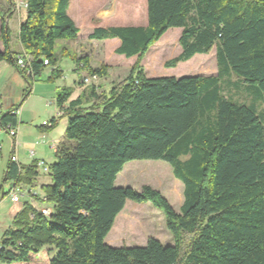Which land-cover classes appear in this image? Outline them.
Segmentation results:
<instances>
[{"label":"trees","instance_id":"16d2710c","mask_svg":"<svg viewBox=\"0 0 264 264\" xmlns=\"http://www.w3.org/2000/svg\"><path fill=\"white\" fill-rule=\"evenodd\" d=\"M145 3V25L97 26L88 35L119 40L114 53L136 58L127 76L106 93L91 86L67 106L72 89L56 93L66 127L48 166L50 182L41 186L50 208L45 213L23 203L0 240L1 264H32L42 257L46 264H264V115L255 105L264 102V0ZM67 7L68 0H25L18 40L27 87L17 106L0 114L2 129L17 126L16 111L36 77L56 65V42L77 37ZM8 13L0 15V59L18 67L19 56L9 47ZM169 28H180V52L168 65L214 47L216 74L146 76L139 62ZM81 59L91 75H105V65L92 68L87 57ZM59 75L53 69L47 80ZM232 76L252 96L250 104L224 94ZM131 160L171 166L183 184L178 211L147 185L115 186ZM37 169V162L11 161L3 181L31 185ZM127 199L160 209L173 243L149 237L143 246L106 244Z\"/></svg>","mask_w":264,"mask_h":264},{"label":"rangeland","instance_id":"374dc122","mask_svg":"<svg viewBox=\"0 0 264 264\" xmlns=\"http://www.w3.org/2000/svg\"><path fill=\"white\" fill-rule=\"evenodd\" d=\"M2 1L4 0H0V15H3V11H6L4 5L1 3ZM11 1L17 4L18 0ZM20 1L22 3V0ZM133 1L87 0L83 15L80 16L79 24L77 25L79 29L78 37L73 40L62 39L56 42L55 53L58 57V64L62 69L60 70V75L52 82L48 81L46 77L49 70L46 67L36 77L35 80L38 81L35 82L40 81L43 83L41 85H47L55 81L56 85L66 87L73 86V84L78 82L77 85L84 86L80 93L82 91H88L91 86L98 93H106L112 84L124 79L136 58L125 59L124 56L114 53V49L117 46V40L115 38L104 40L92 39V41L88 38V33L91 27L96 25L98 21L105 25L107 20L111 25H145L147 21L145 0H136L138 4L136 11L131 5ZM6 2L10 3V0H6ZM71 2L75 4V0H71ZM19 7L24 12L25 7L22 5ZM100 11H104L105 15L98 18ZM4 19L7 25L8 21L5 17ZM7 26H10L11 31L9 30V33L11 35L9 34V37L13 41V33L18 28L16 17ZM179 34L180 28H169L158 41L149 47L139 62L144 74L148 77H180L197 74L207 76L216 74L214 47L206 54H195L189 60L178 62L175 66L168 65L169 61L180 52V46L178 44ZM12 48H14L13 44ZM61 49L66 50V53L65 51L61 52ZM83 53L88 54L93 65L99 64L98 67L102 65L106 66L104 76H97L96 79H91V74L82 65L74 70L77 60L76 55H82ZM82 74H85L84 77H88L89 81L87 83H84L83 79L81 82ZM234 83H237L238 87H235ZM43 87L45 89V86ZM244 87L243 83L235 76H232L227 84L224 83L223 91L226 96L238 102L250 104L253 101L252 96ZM51 104L52 100L50 99L41 102L43 109L44 105L47 107ZM255 105L257 113L264 115V102L258 100L255 102ZM45 113L42 112L40 117L34 120V123L39 125L43 121H49ZM62 124L60 123L55 126L56 133L61 130ZM143 185L159 191L175 211L179 210L183 200V184L173 176L171 166L168 163L161 160H131L123 165L122 170L117 174L115 179V186H129L135 190H140ZM172 185L176 187L175 192L171 191ZM5 187L7 188V185L4 186V190ZM14 189L17 188L15 187ZM23 191L22 188L18 189L20 199L23 198V195H21ZM23 194H26V192L24 191ZM21 202L23 201L20 200ZM10 208V195H3L0 203V222L7 219ZM3 229V225L0 224V237ZM149 237L159 240L164 245L173 243L172 235L165 227L164 215L160 209L153 206L149 201L136 203L127 199L123 209L116 215L114 223L104 241L112 247L143 246ZM33 260L35 261H32L34 262L32 264H46L47 262V258L45 257Z\"/></svg>","mask_w":264,"mask_h":264},{"label":"crops","instance_id":"0c3cea01","mask_svg":"<svg viewBox=\"0 0 264 264\" xmlns=\"http://www.w3.org/2000/svg\"><path fill=\"white\" fill-rule=\"evenodd\" d=\"M86 1L87 0H75V4H73L71 0H68L67 15L73 20L76 26L79 24L80 16L83 15L84 7H86L87 4ZM24 2L25 0L24 1L22 0V3L20 0H18L17 4H14L13 1L11 0L10 3L9 2L7 3L6 0L1 2L4 5L5 10L7 9L9 10L8 15L5 17L6 20L8 21L7 25H9L11 20L14 17H16L17 25L19 28V24L22 22L25 15V10L24 12L21 11L19 6L20 5L23 6ZM131 5L134 7L136 11L138 8V4L136 0L131 2ZM104 15H105L104 11H100L98 18ZM0 26H1V18H0ZM97 26L107 27V26H111V24H109L108 20L106 21V25L101 24V22H99L98 25H93L91 27V30L88 33V35L93 31L94 27ZM8 27L9 30L11 31L10 26ZM18 28L13 33V41L11 40V37H9L10 50L13 53H16L17 57L22 56V47L18 40ZM9 34L11 35V33ZM115 39L117 40V46H118L119 40L117 38ZM12 44L14 45V48H12ZM2 50H3V44L0 38V53L2 52ZM64 51L66 53V50L61 49V52ZM82 57L88 58V64L90 67L95 68L99 66V64L93 65L90 57H88V54L83 53L82 55H76L77 60L76 62L74 61L75 62L74 70H76L77 67L83 65L82 64L83 59H81ZM124 58L130 59L132 57L130 58L124 57ZM21 68L22 67L19 66L17 67L15 66V64L9 63L4 59H0V114L11 110L13 107L17 106L21 101L22 95L27 87L25 80L23 79V77L19 72V69ZM47 68L49 72L46 79L50 76L51 71L53 69L62 70L58 64V60L56 62V65L47 66ZM86 70L88 71L87 68ZM84 75L85 74L81 75V82ZM35 81L33 82V85L31 87L30 94L25 98L21 106L16 111V117L18 122L16 128V135L14 137H11L6 132H4V130L0 127V203L2 201V196L6 194L10 195V200H11V193L19 188H22V190L26 192V194H23L24 191L21 193V195H23V198L21 199L19 198L18 201L13 202L11 200V208L9 214L7 215V219L4 220L5 222L4 221L0 222V224L3 225L4 227L0 240L3 236L4 231L11 225L14 216L21 209L25 201L30 202L35 208L45 213L47 212L48 208H50V206L43 201L44 194L41 190L42 185L48 184L50 182L48 171H43L41 168H38L37 176L35 177L33 184L31 185L18 184L19 186L18 187L15 186V184L12 181L6 183H4L3 181L5 171L7 169L8 164L11 162L12 156L16 157V161H12V162L16 163L19 166L29 165L32 162H37L42 160L48 167L51 163L55 161L58 148L63 142V134L66 127V117L56 106L55 97H56V93L66 86L56 85L55 81L52 84L46 83L47 85H41L43 84L42 82L40 81L35 82ZM77 83L73 84V86H69L72 89V93L70 94L68 100L64 102L63 106H67V102L69 100L75 99L79 95L82 88L84 87L83 85H77ZM43 86H45V89ZM47 99L52 100L53 105L51 104L47 107L46 105H44V109H43L42 107L43 105H41V102H43L44 100L47 101ZM42 112H46L45 114L49 118L48 120L51 123V125L43 126L42 123L39 125L34 123V120L40 117ZM60 123H63L62 124L63 126L61 130L56 133L55 126ZM5 185H7V188L5 187L4 190L3 188ZM15 187L17 189H14ZM34 198H36V200H34ZM20 200H22L23 202L20 203Z\"/></svg>","mask_w":264,"mask_h":264},{"label":"built area","instance_id":"2783aa9c","mask_svg":"<svg viewBox=\"0 0 264 264\" xmlns=\"http://www.w3.org/2000/svg\"><path fill=\"white\" fill-rule=\"evenodd\" d=\"M23 6L25 7V2H24V4H23ZM43 63H44L45 65H47V60L44 59ZM17 64H18L19 67H22V68L25 67V60H24L23 56H19V57L17 58ZM90 78H91V79H96V78H97V75L92 74V75L90 76ZM88 81H89L88 77H84V78H83V82H84V83H87ZM42 125H43V126H49V125H50V122H49V121H47V122L43 121V122H42ZM16 128H17V126H7V127H6L5 129H3V130H4L8 135H10L11 137H14V136L16 135ZM11 161H16V157H15V156H12V157H11ZM37 168H41L43 171H48V167L46 166V164H45L44 161H42V160L37 161ZM11 200H12L13 202H16V201L19 200L18 189H17L16 191H13V192L11 193Z\"/></svg>","mask_w":264,"mask_h":264}]
</instances>
